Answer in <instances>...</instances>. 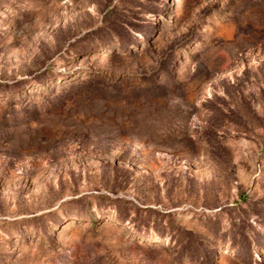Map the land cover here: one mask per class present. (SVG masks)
Returning a JSON list of instances; mask_svg holds the SVG:
<instances>
[{"label":"rangeland","instance_id":"obj_1","mask_svg":"<svg viewBox=\"0 0 264 264\" xmlns=\"http://www.w3.org/2000/svg\"><path fill=\"white\" fill-rule=\"evenodd\" d=\"M0 264H264V0H0Z\"/></svg>","mask_w":264,"mask_h":264}]
</instances>
